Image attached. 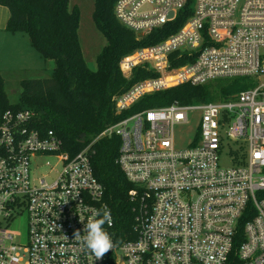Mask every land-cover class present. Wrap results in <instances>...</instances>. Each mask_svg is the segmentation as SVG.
<instances>
[{"label": "built area", "instance_id": "obj_1", "mask_svg": "<svg viewBox=\"0 0 264 264\" xmlns=\"http://www.w3.org/2000/svg\"><path fill=\"white\" fill-rule=\"evenodd\" d=\"M114 13L139 38L179 13L187 18L121 58L125 78L145 76L114 96L125 116L78 152L35 110L0 109V264H231L249 210L236 254L240 264H264V0H117ZM237 77L255 85L225 99L131 111L179 84ZM112 134L132 184L134 236L121 241L91 160L94 143ZM98 211L110 212L103 228L116 247L97 260L79 240Z\"/></svg>", "mask_w": 264, "mask_h": 264}, {"label": "trees", "instance_id": "obj_2", "mask_svg": "<svg viewBox=\"0 0 264 264\" xmlns=\"http://www.w3.org/2000/svg\"><path fill=\"white\" fill-rule=\"evenodd\" d=\"M116 1L95 0L93 18L107 43L97 55L96 70H92L78 40L79 11L76 6L69 8V0H0V5L9 10L6 30L27 33L41 57L55 61L50 77L21 81L23 91L16 103L8 98L0 68V109L35 110L43 127L54 129L72 152L81 150L105 128L124 117L126 113H116L111 98L145 75L136 70L132 78H125L119 66L121 58L139 46L155 43L176 31L187 15L179 13L175 21L139 38L117 19ZM254 85L248 77L217 79L202 85L183 83L143 97L131 111L175 101L190 104L225 99ZM120 145L119 135L99 138L93 145L91 160L95 175L104 185L105 200L113 211L121 241L134 236V214L128 200L132 184L117 162ZM252 216L249 210L241 218L231 264H240L236 251L245 239V223Z\"/></svg>", "mask_w": 264, "mask_h": 264}, {"label": "rangeland", "instance_id": "obj_3", "mask_svg": "<svg viewBox=\"0 0 264 264\" xmlns=\"http://www.w3.org/2000/svg\"><path fill=\"white\" fill-rule=\"evenodd\" d=\"M77 7L79 11V26H78V40L83 52L84 59L88 67L92 70L97 68V55L101 49L106 45L107 39L104 33L96 26L93 13L95 10V0H69V8ZM8 10V8L6 7ZM21 37L25 36V42H20L21 50L19 52L12 50H5L1 53L0 49V68L5 81V89L10 102L16 103L20 101L23 87L21 81L32 78H47L52 75L55 67L54 59H44L40 53L31 45L27 33H19ZM27 42V43H26ZM30 44H29V43ZM17 46L12 43L10 47ZM5 49H7L5 47ZM114 94L111 98H113ZM199 120L197 118L191 119V123L187 125L188 136H192ZM178 132L182 131L181 126L177 128ZM179 143L183 145L179 134L177 135ZM224 163V162H223ZM226 164V163H225ZM45 173V167H40L36 170L38 177Z\"/></svg>", "mask_w": 264, "mask_h": 264}, {"label": "clouds", "instance_id": "obj_4", "mask_svg": "<svg viewBox=\"0 0 264 264\" xmlns=\"http://www.w3.org/2000/svg\"><path fill=\"white\" fill-rule=\"evenodd\" d=\"M96 217H100L97 219ZM111 224V215L109 211H98L94 217L90 218L85 225L84 232L86 235L79 240L81 245L86 248L95 258L102 259L106 253L116 247L111 235L105 231L103 225ZM75 238L80 237V232L77 231Z\"/></svg>", "mask_w": 264, "mask_h": 264}, {"label": "crops", "instance_id": "obj_5", "mask_svg": "<svg viewBox=\"0 0 264 264\" xmlns=\"http://www.w3.org/2000/svg\"><path fill=\"white\" fill-rule=\"evenodd\" d=\"M8 17H9V10H7L5 6L0 5V49L2 50L1 53L5 52V50H12L19 52L21 50V45L19 41H21L22 39V42H25L26 38L25 36L24 37L20 36L19 33L21 32L12 33L6 30ZM12 43H16L17 46L10 47ZM5 47L7 49H5Z\"/></svg>", "mask_w": 264, "mask_h": 264}, {"label": "water", "instance_id": "obj_6", "mask_svg": "<svg viewBox=\"0 0 264 264\" xmlns=\"http://www.w3.org/2000/svg\"><path fill=\"white\" fill-rule=\"evenodd\" d=\"M170 15H172V13H170Z\"/></svg>", "mask_w": 264, "mask_h": 264}]
</instances>
